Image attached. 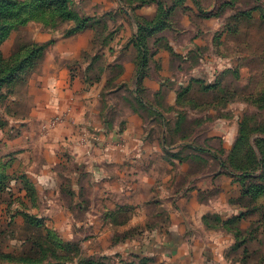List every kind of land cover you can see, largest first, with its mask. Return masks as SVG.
I'll use <instances>...</instances> for the list:
<instances>
[{"label":"rangeland","instance_id":"obj_1","mask_svg":"<svg viewBox=\"0 0 264 264\" xmlns=\"http://www.w3.org/2000/svg\"><path fill=\"white\" fill-rule=\"evenodd\" d=\"M83 110L137 154L106 200H74ZM262 188L264 0H0V264H264Z\"/></svg>","mask_w":264,"mask_h":264},{"label":"crops","instance_id":"obj_2","mask_svg":"<svg viewBox=\"0 0 264 264\" xmlns=\"http://www.w3.org/2000/svg\"><path fill=\"white\" fill-rule=\"evenodd\" d=\"M44 90L49 92V89L47 87V84H44ZM86 111H81L80 116H78V119L76 120L81 123L82 128H88L92 134L90 136L88 135H77V138L75 136H72V128L73 126L70 124H66L68 128H64L66 136H68L69 140H65L66 150L68 151V155L64 158H70V162H72V166H69V172H72L74 174H80L84 173L86 174V178L90 179V181L87 180V182H83L80 184H74L73 190L76 193L74 196V200H106L105 196V190L107 191L109 186L108 185H101V183H108L109 179L111 178L110 174L114 173L116 171V166L114 165L115 161L119 159L120 157L124 159V156L128 158L137 155L136 153L132 152H125V154H117V151H115L113 142L117 141L118 136L114 133L112 136L106 137L102 133L96 132V130L100 129L101 122L100 120H88V116H85ZM42 117L38 118L39 119ZM92 123L93 126H88L90 123ZM68 123V122H65ZM84 124H88L85 125ZM128 132L130 133L129 140L130 143H132V136L134 134V129L131 125V128ZM78 139V140H77ZM137 139V138H136ZM43 145H37L35 146V166L34 170L31 172L36 180L37 187L40 191V196L45 191L46 194V200H57L58 194L56 193L58 190H62L63 186H58L55 183L54 176L56 175L55 166L52 167L50 164H39L36 160L37 154H40L39 150L45 151L44 153L48 152L49 150L53 155H56L59 153V150L57 149H50V147H54V145L48 143L43 140ZM65 154V152H64ZM138 157V156H137ZM82 160L84 163L78 165L77 161ZM139 160V159H137ZM135 161V160H134ZM133 165V164H131ZM134 171L142 172L141 169H139L138 166H134ZM132 167V168H133ZM83 175V174H82ZM94 186V187H93ZM72 186H70L71 188ZM93 187V194L86 193V196L84 198H81L82 190L86 192V190L91 189ZM57 189V191H55ZM97 195V198L96 196ZM81 198V199H80ZM197 241V238H195ZM205 262V261H204Z\"/></svg>","mask_w":264,"mask_h":264},{"label":"trees","instance_id":"obj_3","mask_svg":"<svg viewBox=\"0 0 264 264\" xmlns=\"http://www.w3.org/2000/svg\"><path fill=\"white\" fill-rule=\"evenodd\" d=\"M262 193H264V189L262 188V189H259L258 191H257V194H262Z\"/></svg>","mask_w":264,"mask_h":264}]
</instances>
